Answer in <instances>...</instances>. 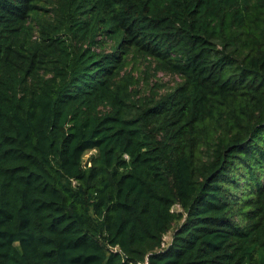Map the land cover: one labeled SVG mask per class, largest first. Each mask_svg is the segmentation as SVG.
Wrapping results in <instances>:
<instances>
[{
  "label": "trees",
  "instance_id": "obj_1",
  "mask_svg": "<svg viewBox=\"0 0 264 264\" xmlns=\"http://www.w3.org/2000/svg\"><path fill=\"white\" fill-rule=\"evenodd\" d=\"M147 255L264 264V0H0V264Z\"/></svg>",
  "mask_w": 264,
  "mask_h": 264
},
{
  "label": "rangeland",
  "instance_id": "obj_2",
  "mask_svg": "<svg viewBox=\"0 0 264 264\" xmlns=\"http://www.w3.org/2000/svg\"><path fill=\"white\" fill-rule=\"evenodd\" d=\"M157 80H158V82H160V83L164 84L165 86H167V85L174 84L175 80L178 81L179 79H177L176 77L172 76L171 74L159 73L157 75V77H154V82H156ZM95 152H96L95 150L87 152L85 154V156H84L85 161H88L90 156H91V154L95 153ZM171 233L172 232H169L167 234V236H168L167 239L171 238Z\"/></svg>",
  "mask_w": 264,
  "mask_h": 264
},
{
  "label": "built area",
  "instance_id": "obj_3",
  "mask_svg": "<svg viewBox=\"0 0 264 264\" xmlns=\"http://www.w3.org/2000/svg\"><path fill=\"white\" fill-rule=\"evenodd\" d=\"M177 209V210H181L180 206L179 205H176V207H174V209ZM167 235H165L164 237V241H163V244H162V247L166 246L168 243L171 242V238L170 239H167ZM131 264H149V259H148V255L146 256V258L144 260H139L137 262H131Z\"/></svg>",
  "mask_w": 264,
  "mask_h": 264
}]
</instances>
